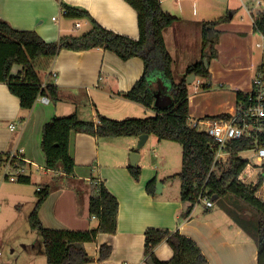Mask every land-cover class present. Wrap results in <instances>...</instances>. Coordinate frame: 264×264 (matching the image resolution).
I'll return each mask as SVG.
<instances>
[{
    "label": "crops",
    "instance_id": "obj_1",
    "mask_svg": "<svg viewBox=\"0 0 264 264\" xmlns=\"http://www.w3.org/2000/svg\"><path fill=\"white\" fill-rule=\"evenodd\" d=\"M62 1L86 10L98 24L110 31L131 39L139 36L136 12L124 0ZM169 1L178 9L179 15L174 16L177 20L163 34L173 58L172 71L175 63L181 64L182 73L178 78L173 72L175 81H179L186 68L203 57V23L207 22L203 14L215 9L216 5H223L232 15L236 10L230 5L231 0H160L162 9L169 14H174L173 6L172 10L168 6ZM184 2L191 5L199 17H196L194 10L191 16L182 15L187 7ZM238 2L250 15L251 33L258 34L264 41V36L254 31V13L247 12L243 0ZM0 20L17 30L34 31L46 42L78 36L82 33L75 30L85 28L86 32L90 28L86 20H78L70 25L71 19L63 17L57 0H0ZM77 23L79 28L75 27ZM227 23H220L215 29ZM219 57L220 51L217 50L214 59ZM242 62L239 61L238 65L242 66ZM42 64L47 70L41 73L43 84L47 83L45 76L50 74V79L57 86L59 101L55 103L50 100L42 103L38 97L30 110L22 111L19 99L9 92L5 83H0V153L18 156L25 163L21 168L5 165L0 169L5 170L4 177L14 176L13 172L29 177L30 182L33 176L36 177V190L44 185L50 186V194L39 209V218L44 227L67 230L97 227V219L88 214V199L97 182H104L118 202L117 229L115 234H99L95 242L84 244L87 254L94 258L93 262L87 264H146L144 232L148 228L167 229L190 238L197 244L208 264H257L253 230L248 233L228 214V211L240 213L233 199L230 198L232 209L225 205L229 197H224L221 198L224 201L220 207L223 211L216 210L215 202L218 200L215 197L212 207L196 205L189 218L179 221L184 209L180 188L171 191V176L162 173V162H158L161 155L155 149H162L168 141L147 135L143 146L137 148L138 137L95 138L84 133H72L69 152L75 162L74 173L64 176L47 170L40 148L41 132L44 124L53 117L76 114L80 120L95 122L98 115L124 119L134 118L136 115L133 114L140 109L145 113L154 111L122 96L143 73L140 58L122 61L101 48L87 51L62 49L54 58ZM155 77L161 82L163 93L168 94L170 85L160 73L153 75L149 82L153 83ZM250 83L251 79L247 85ZM151 146L154 150L150 158L145 148L150 149ZM132 152L138 154L135 166L141 168L138 181L127 170L131 166L129 155ZM153 179L156 184H161L158 189L155 185L154 196L145 190L147 183ZM24 187H4L2 183L0 197L7 199L10 196L17 206L23 205L25 201L34 206L36 196L29 195ZM248 216L251 218L253 215L248 212ZM101 245L109 246L111 253L105 260L98 261ZM25 250L27 260L23 264H46L41 239L37 238L35 245L29 249L26 246ZM154 254L158 260L168 261L173 253L166 242H161L155 247Z\"/></svg>",
    "mask_w": 264,
    "mask_h": 264
},
{
    "label": "trees",
    "instance_id": "obj_2",
    "mask_svg": "<svg viewBox=\"0 0 264 264\" xmlns=\"http://www.w3.org/2000/svg\"><path fill=\"white\" fill-rule=\"evenodd\" d=\"M137 15L139 36L131 39L117 34L98 24L84 9L70 6L62 0H57L64 18L71 20H86L90 28L78 36L61 38L58 42H46L36 32L17 30L0 20V83H5L9 92L19 99L22 111L30 110L38 97L44 96L52 102L59 101L57 86L46 75L47 83L38 70L44 66L43 61L54 58L62 49L71 51H87L101 48L113 53L122 61L140 58L143 62V73L133 87L125 94L126 99L138 103L154 111V115L146 118H127L114 120L101 115L97 120L83 121L76 114L63 117H53L42 127L40 148L44 156L45 168L51 172H59L64 176L74 173L75 162L69 152L72 133H84L95 138L138 137L141 134L154 135L160 141L174 142L181 145L180 196L184 209L179 221L189 218L196 206V195L201 188L207 192L209 199L214 201L229 197L244 216L234 211L228 214L241 228L252 233L251 215L257 216L254 239L257 245V264H264V204L255 197V191L263 178L252 185H244L236 177L245 165L238 153L246 148L244 141L229 144L226 151L230 152L229 166L222 170L215 166L211 170L214 152L210 149L211 138L197 132L187 125L190 117L188 104V89L186 78L195 75L205 81L210 80L209 68L206 69L201 60L188 66L179 81H175L172 64L173 58L168 51L164 39V31L177 20L164 11L160 0H124ZM230 15L222 16L214 21L203 23L202 51L209 50L208 60L217 56L215 45L219 32L215 27L230 20ZM255 32L264 36V13L253 14ZM212 30L216 41H208V31ZM14 66L20 67L16 75H12ZM170 85L169 95L172 103L166 108L154 107V91L150 88V79L156 73ZM195 79V80H196ZM210 85V84H209ZM209 85L206 83L205 88ZM157 92H161L162 88ZM164 94V93H163ZM241 92H236V99ZM227 113H221L213 118H225ZM11 165L21 168L25 163L9 153H0V167ZM131 177L138 181L141 176L139 166H128ZM7 179V176L4 177ZM18 183L29 184V177L18 175ZM156 180L147 183L145 190L154 196ZM50 186L44 185L36 190V203L28 216L30 229L41 237L42 251L46 264H87L94 261L84 248L85 243L97 240L99 234H115L117 229V199L107 190L104 182H97L88 199L89 217L98 221L95 228L88 230L51 229L43 226L39 218V209L50 194ZM161 242H166L172 250L168 261H160L154 254V249ZM111 248L101 245L98 261L109 257ZM144 258L151 259L154 264H208L197 244L190 238L167 229L148 228L144 232Z\"/></svg>",
    "mask_w": 264,
    "mask_h": 264
},
{
    "label": "rangeland",
    "instance_id": "obj_3",
    "mask_svg": "<svg viewBox=\"0 0 264 264\" xmlns=\"http://www.w3.org/2000/svg\"><path fill=\"white\" fill-rule=\"evenodd\" d=\"M260 1V7L256 6L252 0H243V3L251 8V12L255 14L257 11L264 12V0ZM185 4L187 7L184 8L182 15L191 16V12L194 8L187 2ZM230 5L235 7L236 10L232 15V20L216 28L220 33L215 48L220 51V57L219 59L211 58L208 60L209 72H212L210 80L205 81L197 78L194 82L187 84L190 116L196 119L203 117L213 118L221 113L229 112L230 109L234 108L236 103V92H248L251 85H247V83L252 79L254 73L258 71V68L264 64V41H262V38L258 34L251 33L252 21L250 15L245 12L244 8L240 7L238 0H231ZM168 6L171 10L174 8L171 1L168 2ZM172 11L174 14L170 13L171 15H179L178 9L174 8ZM228 14L230 15L229 10L227 12V10L223 8V5H216L215 9H212V11L205 12L203 17L206 21H214ZM195 15L199 17L196 11ZM69 22L71 25L79 21L69 20ZM75 31L83 33L85 28ZM257 44H260L261 47L256 46ZM239 61H243L241 63L242 66L238 65ZM18 69H20V67L15 66L13 68L14 72L12 70V75H16ZM38 70L40 74L47 71L45 67L41 68L40 66ZM173 72L177 78L181 75L180 63H175L173 65ZM206 83L208 85L210 84L208 88L204 87ZM161 87V82L157 80L156 77L154 82L150 83V88L154 92H157ZM143 111L140 109V111L133 114L136 115L134 118H146L154 115L152 112L145 113ZM112 119L123 120L122 118ZM150 149L145 148L148 152V156L151 158L154 148L151 146ZM155 149L157 153L161 155L158 162H162V173L166 176H171L169 179V181L172 182L171 191H178L181 184L178 177L181 171V145L174 142H165L162 149ZM102 150L101 148L100 151L102 152ZM10 171L11 170H8V172ZM4 172V169H0V186L2 183L4 187L22 185L25 186L24 188L29 192V195L36 196V185H38L34 180L36 177L33 176L29 184H22L18 183L17 180L10 182L9 178L7 180L4 179ZM13 175L17 178L19 174L13 172ZM228 199L229 201H227L225 205L227 208L230 207V209H232L231 200L230 198ZM223 201L224 200L221 199L215 202L216 210H222L220 207ZM33 207L31 202L25 201L23 205L17 206L15 200L10 196L7 197V199L0 197V264H23V262L27 260L26 246L29 249L32 245H35L37 238H39V240L41 239L38 233L30 229L28 223V216ZM241 208L242 211L240 214L244 216L245 210L242 206ZM197 209H201V207ZM251 218V226L248 223V227H251V230L255 233L254 229L257 216L253 214ZM41 264H43V262Z\"/></svg>",
    "mask_w": 264,
    "mask_h": 264
},
{
    "label": "built area",
    "instance_id": "obj_4",
    "mask_svg": "<svg viewBox=\"0 0 264 264\" xmlns=\"http://www.w3.org/2000/svg\"><path fill=\"white\" fill-rule=\"evenodd\" d=\"M252 1L256 6H261L260 0ZM245 9L251 14V8L245 5ZM79 26L78 23L75 25L76 28ZM258 47L261 45L258 44ZM250 85L248 92H241V96L236 99L235 106L227 113V117L196 119L190 116L187 125L211 138L210 149L214 152L211 170L215 166L222 170L228 168L230 152L226 151V148L229 144L236 141L246 143V148L238 153L246 163L236 179L248 186L262 177V183L255 191V197L264 204V64L255 73ZM39 100L42 103L49 101L44 96H40ZM10 129H13V126H10ZM11 157L20 158L14 155ZM6 176L10 181L16 180L14 176ZM195 202L196 205L204 204L207 208L213 206V201L208 198L204 187L197 193Z\"/></svg>",
    "mask_w": 264,
    "mask_h": 264
},
{
    "label": "water",
    "instance_id": "obj_5",
    "mask_svg": "<svg viewBox=\"0 0 264 264\" xmlns=\"http://www.w3.org/2000/svg\"><path fill=\"white\" fill-rule=\"evenodd\" d=\"M208 41L211 42V43H214L216 41L215 39V35L214 33L212 32V30H209L208 31ZM208 57H209V50H206L203 52V59H202V62L204 64V67L206 69L209 68V64H208ZM196 79V76L195 75H190L186 78V83L187 84H190L192 82H194ZM172 103V99L169 95L167 94H163L161 92H156L154 93V107L156 108H166V107H169ZM147 139V134H141L138 136V143H137V148H141L145 142V140ZM138 158V154L135 153V152H132L130 154V165L131 166H135V163H136V160ZM161 186V184L157 183L156 184V187L157 189ZM159 191V190H157ZM146 264H154L153 261L151 259L147 260L146 261Z\"/></svg>",
    "mask_w": 264,
    "mask_h": 264
}]
</instances>
